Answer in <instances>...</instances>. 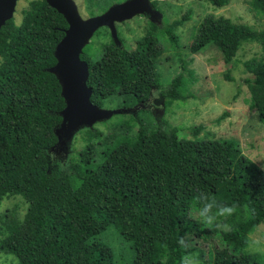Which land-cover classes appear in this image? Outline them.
<instances>
[{
    "label": "trees",
    "instance_id": "1",
    "mask_svg": "<svg viewBox=\"0 0 264 264\" xmlns=\"http://www.w3.org/2000/svg\"><path fill=\"white\" fill-rule=\"evenodd\" d=\"M121 1L89 0L96 8L90 14ZM205 1L220 8L229 0ZM152 4L158 10L157 1ZM251 4L264 15V0ZM191 15L189 9L181 18L164 21L161 34L172 47L178 45L176 29ZM67 27L65 17L46 0H30L20 22L12 17L0 30V202L20 195L27 203L22 218L8 211L0 217V253L12 254L18 264H114L111 249L96 238L113 226L136 251L132 264H181L194 251L179 245L182 236L190 242L220 238L222 245L212 244L203 264H262L258 255L242 252L264 222V168L243 153L236 138L199 139L203 125L192 130V138L180 137L175 128L142 121L132 133L131 116L120 123L121 132L108 138L93 127L84 128L88 142L70 174L52 166L48 153L57 147L55 129L66 103L48 68L56 63L55 48ZM102 28L107 27L95 34ZM159 28L151 21L132 49L120 34L122 45L111 37L96 51L84 47L81 58L89 64L87 84L94 104L102 106L112 97L125 103L146 100L163 85L157 71L165 51ZM245 41H256L262 49L260 59L245 62L252 74L245 82L264 123V27L207 14L190 50L198 53L213 44L230 63ZM185 71L182 64L161 90L165 105L193 96L184 92ZM103 144L108 148L94 164L95 150ZM198 190L237 205L234 215L221 218L226 228L206 226L194 217Z\"/></svg>",
    "mask_w": 264,
    "mask_h": 264
},
{
    "label": "rangeland",
    "instance_id": "2",
    "mask_svg": "<svg viewBox=\"0 0 264 264\" xmlns=\"http://www.w3.org/2000/svg\"><path fill=\"white\" fill-rule=\"evenodd\" d=\"M30 0H17L14 11L16 22L22 18V9ZM82 17L92 16L90 11L96 8L90 6L89 0H75ZM125 1V0H124ZM151 2L153 0H150ZM158 10L153 13V20L159 22V36L165 47L164 53L157 63V71L161 77L162 86L154 88L152 97L161 95V90L167 87L171 79L181 71L185 65L184 92L192 93V97L185 100H175L168 105L151 103L143 110L130 111L136 105L125 103V100L112 97L103 102L102 108L121 112L114 113L110 118L98 121L93 128L101 132L103 138H108L114 133L122 131L120 123L123 120L133 118V130L136 132L140 122L150 126H162L175 128L180 137L192 138V130L203 125L198 138H236L239 141L243 153L251 158L260 167L264 168V123L259 121L253 99L249 94L246 78L252 76L245 67V62L251 59H260L262 56L261 45L256 41H245L239 48L235 58L230 63H225L221 51L213 44L207 45L202 51L193 53L190 44L194 39L199 23L207 14L225 16L235 23H244L255 29L264 27V15L256 11L251 0H229L224 6L217 8L205 0H156ZM123 2V1H121ZM192 10L191 18L178 26L176 33L179 36L178 45L172 47L168 40L162 37L161 29L164 25L163 16L168 21L181 18L187 10ZM106 6L100 8L105 11ZM94 13L93 15H97ZM150 27V19L147 14H139L131 19L118 22L117 29L123 43L128 48H134L136 40L144 35ZM108 28V27H107ZM102 28L98 34L90 39L86 51L93 52L98 49L100 43L109 41L111 34L109 29ZM182 61H184L182 63ZM162 111V112H161ZM227 112V116L218 122L219 117ZM135 119V120H134ZM86 127L79 128L72 139L66 145L57 146L49 153H55L60 159H64L69 153V144H72L73 161L79 159V153L88 142ZM102 139H95L99 143ZM111 146H109L110 148ZM108 146H98L94 154V164L101 162L103 152ZM93 164V165H94ZM27 209V203L20 195H9L0 202V217L8 211L15 218H22ZM198 211L194 217L199 218ZM97 240L111 249L114 264H132L136 251L130 241L126 240L113 226H108L96 235ZM193 256H196L203 264L213 252V245H222L220 238L207 239L204 236L192 239ZM257 247L264 248V222H262L250 235V243L243 249V254L258 255L264 264V253L255 251ZM0 264H18L12 254L0 253Z\"/></svg>",
    "mask_w": 264,
    "mask_h": 264
},
{
    "label": "water",
    "instance_id": "3",
    "mask_svg": "<svg viewBox=\"0 0 264 264\" xmlns=\"http://www.w3.org/2000/svg\"><path fill=\"white\" fill-rule=\"evenodd\" d=\"M61 13L68 27L55 48L56 63L48 71L56 75L62 87L65 107L62 120L55 129L57 146L66 145L81 127L110 118L121 109H104L91 101L92 88L88 86L89 64L81 58L84 47L101 27H108L112 39L122 45L117 23L139 14H153L155 8L150 0H125L112 4L101 14L82 17L75 0H46ZM17 0H0V30L14 16Z\"/></svg>",
    "mask_w": 264,
    "mask_h": 264
},
{
    "label": "clouds",
    "instance_id": "4",
    "mask_svg": "<svg viewBox=\"0 0 264 264\" xmlns=\"http://www.w3.org/2000/svg\"><path fill=\"white\" fill-rule=\"evenodd\" d=\"M52 166L61 171L71 173L74 150L72 144H69V153L64 159H60L55 153H48ZM195 199L199 203L197 215L202 224L206 226L222 227L221 218L227 219L235 214L237 210L236 204H227L217 200L210 193L198 190ZM226 228V226H223ZM179 245L186 251L192 246L191 242L182 236L178 241ZM255 251L264 253V248L257 247ZM181 264H201L198 257L186 254L181 258Z\"/></svg>",
    "mask_w": 264,
    "mask_h": 264
},
{
    "label": "flooded vegetation",
    "instance_id": "5",
    "mask_svg": "<svg viewBox=\"0 0 264 264\" xmlns=\"http://www.w3.org/2000/svg\"><path fill=\"white\" fill-rule=\"evenodd\" d=\"M147 15L150 19V22L155 21V20H153V14H147ZM165 20H167V19L163 16L162 21L164 22ZM155 22L159 24V22H157V21H155ZM156 88H159V87H156ZM152 93H153V91H152ZM152 93L148 99L142 100V101H135L134 103H132V105H136V106L134 108H132L130 111H132V113H133L136 109H138L140 107H141L140 109L143 110L151 103V101L155 102L156 104L161 103V105L164 106L165 100L163 99V97L161 95H159L157 97H152ZM133 116L134 117L137 116V111L133 114Z\"/></svg>",
    "mask_w": 264,
    "mask_h": 264
}]
</instances>
